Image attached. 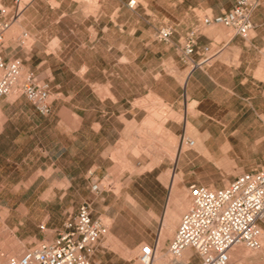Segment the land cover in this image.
<instances>
[{
  "label": "crops",
  "instance_id": "obj_1",
  "mask_svg": "<svg viewBox=\"0 0 264 264\" xmlns=\"http://www.w3.org/2000/svg\"><path fill=\"white\" fill-rule=\"evenodd\" d=\"M179 1L181 4L185 2L186 15L195 17L198 21L196 25L206 17L222 16L234 5V0ZM11 2L12 0H4L6 5ZM251 22L252 29L246 39L234 35L227 28L229 33L213 31L206 34L203 29L198 39L196 53L190 60L191 71L183 85L171 74L154 72L148 76L150 84L141 94L138 75L128 77L123 74H106L102 76L106 78L105 81L95 80L91 73L88 74L92 67L85 66L83 87L87 104L84 108V117H78L77 123L69 120L64 125V121H60L59 126L61 128L65 126V129H62V135H66V140L60 139L58 133L54 132L49 133L48 137L44 135V119L55 114V102L63 101L66 94L62 84L54 81L51 76L41 79L51 83V98L56 96L52 99L53 111L49 116L40 114L23 95L17 94L15 98H11L10 95L1 97L0 194L23 193L31 196L18 206V210L23 208L26 210V215H21L25 219L22 224H35V219L30 217V210L44 209L48 207L46 205L57 200L60 204L66 203L61 205L62 210H73L67 213L65 221L85 202L91 201L94 205L102 206L104 203L99 196L93 199L87 194L88 190L96 182L105 179L108 171L116 168V160L138 161L140 165L147 167V171L140 175L145 176L147 181L138 184L131 179V183L127 185L128 189L120 190V192L124 191L130 199L134 193L143 194L141 197L135 196L137 198L135 203L141 210L148 212L147 228L150 234L143 237L139 243L144 241L146 243L143 245H150L155 251L159 248L163 255L168 256L169 246L178 230L182 216L188 210L181 209L176 202L178 196L187 191L191 185V181L186 179L187 161L196 156H206V160H219L222 145L230 146L227 152H235L237 148L257 145L258 139L260 137L262 139L264 0H259V5L251 16ZM194 27L181 28L174 40L176 41L177 38L184 40ZM218 39L222 41L217 43ZM155 43L165 44L156 38ZM220 45L225 47L211 67L206 70L193 68V63L200 60L205 46L215 51L216 46ZM3 47L6 59H21L25 71L34 72L40 78L41 73L29 67L33 65L32 50L25 51L24 47L15 44L12 37L4 40ZM188 65L189 62H186V68ZM99 87L106 88L107 93H97ZM238 88H244L249 92V96L242 103L240 110L242 113L237 112L229 116L220 108V113L214 116L212 109L222 107L224 104V101L216 100L218 94L235 95L234 91ZM183 94L189 102L195 103L193 115L191 113L189 115L187 107L182 104ZM141 96L162 100L168 109L165 113L183 115L184 120L179 122L169 119L160 122L155 118L156 114L160 113V108L141 107L137 104ZM187 122L196 129V138L201 141L203 150H194L192 153L179 150L175 164L172 148L169 147L166 139H162L158 131L162 128L169 135L180 137ZM140 123H143L145 128L148 126V137L153 140V146H156L157 151L149 155L139 152V155L135 157L133 149L138 150V148L133 145L141 137ZM64 155L67 156L66 161L61 159ZM7 170L10 173L6 175ZM169 171L179 176L176 184L173 177L167 183L162 179ZM123 176L126 177V173ZM14 177L22 178V180L14 184L9 180ZM128 177H131V174H128ZM33 202L36 205H32ZM4 209L12 210V206L1 203L2 215ZM169 210H172L175 216H179V221L173 234L164 237L163 225ZM8 217H12V214L9 213ZM260 226L264 229V223H260ZM160 227H162L161 231ZM239 256L235 253L230 264H262V251H259L258 255L240 256L241 258ZM184 259L187 260V264H201L199 256L191 249L186 251Z\"/></svg>",
  "mask_w": 264,
  "mask_h": 264
},
{
  "label": "rangeland",
  "instance_id": "obj_2",
  "mask_svg": "<svg viewBox=\"0 0 264 264\" xmlns=\"http://www.w3.org/2000/svg\"><path fill=\"white\" fill-rule=\"evenodd\" d=\"M136 1L137 6L131 9L127 6L128 0H20L19 6L15 5V0L7 5L4 4V0H0V5L5 6L11 13L20 12L19 20L7 32L5 41L12 37L15 44L24 47L25 51L32 50L33 65L29 67L41 73L40 79L51 76L54 81L62 84L66 91L63 101L55 102V114L44 119L45 137L54 132L58 133L60 139L66 140V135H62L65 123L69 120L77 123L78 117H84V108L87 104L83 87L85 66L92 67L88 74L91 73L95 80L105 81L106 78L102 76L106 74H123L128 77L138 75L141 94L150 84L148 76L154 72L171 74L183 85L191 71V63L190 60L186 61L182 55L183 40L177 38L175 41L174 38L181 28L194 27L198 22L197 19L186 15L185 2L181 4L179 0ZM164 26L173 27L174 34L171 43L158 45L155 43L157 29ZM204 30L206 34L213 31L230 32L221 25H213ZM18 39H20L19 42ZM221 41L218 39L217 43ZM224 47L216 46V50L211 51L215 59ZM215 59L210 65L199 69L206 70L211 67ZM186 62H189L187 68ZM97 93L106 94L107 89L99 87ZM234 93L235 95L228 93L225 96L218 94L216 100L224 101V104L222 107L212 109L214 116L220 113V108L229 116L237 112L242 113L240 111L242 103L249 96V92L244 88H238ZM263 94L264 59L262 61ZM55 98L56 96L52 97V99ZM137 104L145 108H160V113L155 116L160 122L169 119L179 122L184 120L183 115L165 113L168 111L167 105L156 97L141 96ZM182 104L187 107L189 115L190 113L193 115L195 103L189 102L185 94H183ZM60 121H64L62 128L59 126ZM262 122L264 123V99L262 101ZM263 123L262 139L261 137L258 139L257 145L237 148L235 152H227L230 146L226 144L221 147L219 160H206V156H196L187 161L186 179L191 181V185L187 191L178 196L176 201L178 205L180 206V199L185 195L188 196L189 203L186 210L190 209V188L192 186L206 185L212 188H222L227 186L235 176L255 171L262 166L264 164ZM139 129L141 137L133 145L138 148V150L133 149V156H138L139 152L149 155L157 151L156 146H153V140L148 137V126L145 128V125L140 123ZM158 132L172 148V158L175 164L179 150L188 153L203 150L201 141L196 138V129L190 122H187L180 137L169 135L162 128ZM188 140H194L195 146L189 148ZM61 159L66 161L67 156L64 155ZM116 161V168L108 171L107 177L99 181L101 191L96 193L91 187L87 192L93 199L99 196L104 204L99 207L91 201L84 203L91 207L94 219L102 220L109 227L108 234L96 244L91 260L93 264H140L137 256L141 246L146 242L139 243V241L150 234L147 228L149 225L148 212L141 210L135 203L137 199L135 196L141 197L143 194L134 193L130 199L127 197L128 194L124 191L121 193L120 190H127L131 179L138 184L147 181L145 176H140L147 171V167H143L138 161ZM9 173V170L5 172L6 175ZM125 173L126 177L123 176ZM127 173L131 174V177H128ZM171 177H173L174 184L179 181V176L172 174V171H169L162 179L167 183ZM9 180L16 184L22 178L14 177ZM28 197L31 196L23 193L0 194V205L2 203L12 206V210L4 209L3 215L0 210V248L7 244V237L19 246L17 248L14 242H9L8 255H12L11 253L19 255L35 244L54 238L57 231L62 229L67 213L73 211L72 209L62 210L61 205L66 203L60 204L57 200V202L46 205L48 207L44 209H31L30 217L35 219V224L23 225L22 222L25 219L21 215L25 216L26 210L24 208L18 210V206ZM32 205L36 203L33 202ZM8 212L12 214V217H8ZM175 215L172 210L167 212L163 231L166 230L165 223L175 219ZM260 223L262 247L259 251H262V264H264V229L261 228ZM161 229L162 227L160 231ZM236 248L247 255L259 254V251H251L242 246ZM155 253L153 264H167L169 256L163 255L159 248Z\"/></svg>",
  "mask_w": 264,
  "mask_h": 264
},
{
  "label": "built area",
  "instance_id": "obj_3",
  "mask_svg": "<svg viewBox=\"0 0 264 264\" xmlns=\"http://www.w3.org/2000/svg\"><path fill=\"white\" fill-rule=\"evenodd\" d=\"M20 0H15L19 6ZM128 7L137 6L136 0H128ZM259 0H234V5L220 17H206L185 37L182 55L186 61L196 53L202 30L212 25L230 29L242 39L249 37L251 16ZM20 18V12L11 13L0 5V98L14 91L25 96L43 116L52 114L51 83L41 80L34 72L25 71L19 58L6 59L3 54L5 35ZM174 34L171 26L158 29L156 39L169 43ZM215 59L209 47H204L201 58L193 68L208 66ZM187 144L194 145V140ZM92 189L101 190L99 182ZM191 207L180 221L169 249V263L180 264L187 250H194L201 264H230V252L236 247L259 251L264 221V164L252 172L234 177L225 187L212 188L197 185L190 188ZM109 227L100 219H94L92 209L83 204L70 215L54 238L35 244L20 255H2L0 264H93L91 258L96 244L108 234ZM155 249L143 245L137 256L140 264H153Z\"/></svg>",
  "mask_w": 264,
  "mask_h": 264
},
{
  "label": "bare ground",
  "instance_id": "obj_4",
  "mask_svg": "<svg viewBox=\"0 0 264 264\" xmlns=\"http://www.w3.org/2000/svg\"><path fill=\"white\" fill-rule=\"evenodd\" d=\"M18 94V92L17 91H14L10 96H11V98H15L16 96H18L17 95ZM189 127V126H188ZM219 142V141H218ZM217 142V143H218ZM223 142V141H222ZM212 144V143H211ZM188 145V147L189 148H192V147H194L195 146V142H194V145H189V144H187ZM217 145V144H216ZM214 148V147H213ZM175 160H177V155H176V158H175ZM188 196H185V195H183V197L180 199V208L181 209H185V208H187V206H188ZM174 213V212H173ZM174 217V216H173ZM176 218L175 219H169L170 221H168L167 223H165V225H166V230H164L163 231V236L164 237H166V236H170L171 234H173V231H174V228H175V226L177 225V221H179L178 220V218H179V216L177 217V216H175ZM264 235V234H263ZM261 237H262V233H261ZM167 239V238H166ZM9 242H14V245H16L17 246V248H19V246L16 244V242L14 241V240H11L9 237H7V244H5V245H3V246H1L2 248H1V251H2V255L3 256H6V255H8L9 254V252H8V250H7V245L9 244ZM6 243V242H5ZM163 244H164V242H163ZM161 246V245H160ZM235 249H237V248H234L232 251H235V252H230V263H231V261L234 259V257H233V255L236 253V255H240V256H245L246 257V255L247 254H244L243 252H241V250L239 251L238 249L237 250H235ZM188 251V250H187ZM186 253V252H185ZM12 255H13V253H11ZM20 255V254H19ZM184 256H185V254L183 255V258H182V260L180 261V264H187V261L184 259ZM239 256V257H240ZM241 258V257H240ZM170 261H169V259H168V262H167V264H170L169 263Z\"/></svg>",
  "mask_w": 264,
  "mask_h": 264
}]
</instances>
